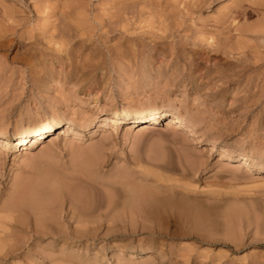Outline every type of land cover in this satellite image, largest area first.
<instances>
[{"label": "rangeland", "instance_id": "obj_1", "mask_svg": "<svg viewBox=\"0 0 264 264\" xmlns=\"http://www.w3.org/2000/svg\"><path fill=\"white\" fill-rule=\"evenodd\" d=\"M1 132L0 264H264V0H0Z\"/></svg>", "mask_w": 264, "mask_h": 264}, {"label": "bare ground", "instance_id": "obj_2", "mask_svg": "<svg viewBox=\"0 0 264 264\" xmlns=\"http://www.w3.org/2000/svg\"><path fill=\"white\" fill-rule=\"evenodd\" d=\"M218 1H223V0H218ZM63 35V34H62ZM105 120L108 121H112L113 117L118 118L117 121L119 122V124L122 125V128L124 126L127 125L128 121H135V122H139L142 124H151L153 121H166V126L168 128L171 127H176L178 124H182L183 123V117L181 115H177V116H172V117H167V112L166 111H154V112H137V113H130L126 110H124L123 112L116 114V115H104ZM93 122V120H92ZM67 124L65 122L64 118H61L59 120H55L53 122H41L39 124H34L32 126H29L25 129H23L21 131V133L19 134V136H17V138L14 141V148L13 151L15 153H18L21 150L22 145L26 144V142H29L30 145L29 147H34L39 143V139L42 138L44 136L45 133L50 132L52 130H54L55 128H58L61 125ZM130 124V123H129ZM133 124V123H132ZM69 130H71V126L72 124L67 125ZM73 127V126H72ZM68 130V131H69ZM0 137L3 138H8V134L5 132H1L0 133ZM245 161L247 162L248 160H250V156L249 155H245L244 158ZM240 161V160H239ZM65 176V175H64ZM62 177V176H61ZM63 179L65 177H62ZM89 178V177H88ZM68 179V177H67ZM48 181V180H47ZM51 181V180H50ZM54 181V180H53ZM74 181V180H73ZM46 182V180H45ZM44 182V183H45ZM58 182V181H57ZM63 183V182H62ZM38 184V183H37ZM43 184V183H42ZM48 184V183H47ZM54 184V183H53ZM58 184V183H57ZM59 185V184H58ZM90 185V184H89ZM94 185V184H93ZM109 185V184H108ZM124 185V184H123ZM34 186V185H33ZM41 186V185H40ZM47 186V185H46ZM63 186V185H62ZM69 186V185H68ZM119 186V185H118ZM38 187V186H37ZM76 187V186H75ZM128 189V186H126ZM131 187V186H130ZM36 189V188H35ZM56 189V188H55ZM125 189V190H126ZM131 189V188H130ZM53 190V189H51ZM129 190V189H128ZM127 190V191H128ZM56 191V190H55ZM54 191V192H55ZM132 192V190H130ZM129 194H132L130 193ZM67 192V191H66ZM135 192V190H134ZM48 193V192H47ZM50 193V192H49ZM52 193V192H51ZM58 194V193H57ZM127 194V193H126ZM46 195V194H45ZM75 195V194H74ZM48 196V195H46ZM52 197H54L53 195H51ZM130 196V195H129ZM134 196V195H131ZM42 197V196H41ZM69 197V195H68ZM57 198V195H56ZM55 198V199H56ZM71 198V197H70ZM78 198V197H77ZM85 198V197H84ZM135 198V197H134ZM137 198V197H136ZM142 198V196H141ZM52 199V198H51ZM69 199V198H68ZM89 199V198H88ZM127 199V198H125ZM143 199V198H142ZM17 200V199H16ZM48 201V199H46ZM129 200V199H128ZM137 200V199H136ZM52 201V200H51ZM132 199H131V203H132ZM13 202V201H12ZM43 202V201H42ZM84 202V201H83ZM82 202V203H83ZM51 203V202H50ZM86 205V203L88 204V202H84ZM137 203V202H136ZM12 204V203H11ZM47 204V203H46ZM127 205V204H126ZM11 206V205H10ZM110 206V205H109ZM128 206V205H127ZM73 211L77 210L76 207L72 206ZM107 207V206H106ZM34 208V207H33ZM108 208V207H107ZM140 208V207H139ZM39 209V208H38ZM129 209V208H128ZM80 212V216L79 215H75L76 221L77 222H81L85 225H94L97 224L99 222L105 224V223H109L110 221V214L106 213V212H100V214L95 215V213H97L96 211L92 210L91 207L86 206L84 208L79 209ZM73 214V213H72ZM80 224V223H79ZM108 227V226H107ZM93 228V227H92ZM92 231V229H91ZM93 232V231H92ZM91 232V233H92ZM86 233V232H85ZM90 235V232H88ZM95 233V232H94ZM93 233V234H94ZM93 234L91 236H93ZM86 235V234H85ZM84 235V236H85ZM83 236V237H84ZM90 237V236H89Z\"/></svg>", "mask_w": 264, "mask_h": 264}]
</instances>
